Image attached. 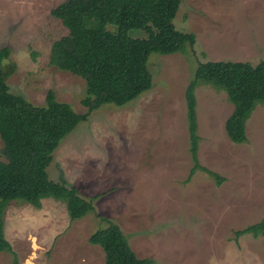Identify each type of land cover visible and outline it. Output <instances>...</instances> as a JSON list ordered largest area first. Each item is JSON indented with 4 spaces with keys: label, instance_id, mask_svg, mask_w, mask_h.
<instances>
[{
    "label": "rangeland",
    "instance_id": "rangeland-1",
    "mask_svg": "<svg viewBox=\"0 0 264 264\" xmlns=\"http://www.w3.org/2000/svg\"><path fill=\"white\" fill-rule=\"evenodd\" d=\"M64 1L0 0V47L16 64L6 82L35 106L51 90L86 113L85 81L49 64L52 44L68 34L51 15ZM172 23L193 33L194 43L183 52L152 53V88L125 106L93 110L53 152L48 178L76 187L94 211L72 221L64 203L52 199L38 208L7 205L10 250L0 252V264H104L102 249L88 238L107 221L149 264H264V237L234 233L264 219V104L245 123L246 141L234 144L224 129L233 108L226 93L198 83L201 168L190 175L185 102L199 63L264 61V0H182ZM2 147L0 139V160Z\"/></svg>",
    "mask_w": 264,
    "mask_h": 264
},
{
    "label": "trees",
    "instance_id": "trees-1",
    "mask_svg": "<svg viewBox=\"0 0 264 264\" xmlns=\"http://www.w3.org/2000/svg\"><path fill=\"white\" fill-rule=\"evenodd\" d=\"M181 1L66 0L51 10L68 34L52 44L49 64L85 81L86 113H77L69 104L58 101L51 90L42 106L11 93L6 81L16 64L10 61V49L0 47V139L4 157L0 160V252L10 250L3 234L7 205L22 202L38 208L42 199H52L64 203L72 221L94 211L76 187L48 178L46 169L53 152L93 110L107 104L125 106L149 91L152 77L147 63L152 53L183 52L194 43L193 33L180 32L172 23ZM136 30L143 36L130 35ZM198 83L211 84L226 93L233 108L224 129L232 143L241 144L246 141L247 119L258 103L264 104V61L256 66L233 61L197 65L185 92L194 163L190 175L201 168L194 95ZM207 173L219 180L215 173ZM234 233L236 237H264V219ZM88 243L102 249L104 264H149L135 255L120 229L110 221L92 233Z\"/></svg>",
    "mask_w": 264,
    "mask_h": 264
}]
</instances>
